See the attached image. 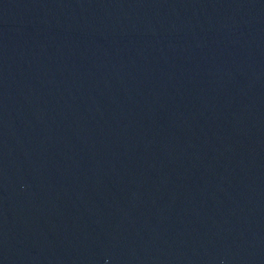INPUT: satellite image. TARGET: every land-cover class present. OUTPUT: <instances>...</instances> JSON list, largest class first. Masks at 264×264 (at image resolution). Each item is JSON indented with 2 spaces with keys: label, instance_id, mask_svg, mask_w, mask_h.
I'll return each instance as SVG.
<instances>
[{
  "label": "water",
  "instance_id": "95a60500",
  "mask_svg": "<svg viewBox=\"0 0 264 264\" xmlns=\"http://www.w3.org/2000/svg\"><path fill=\"white\" fill-rule=\"evenodd\" d=\"M0 264H264V0H0Z\"/></svg>",
  "mask_w": 264,
  "mask_h": 264
}]
</instances>
